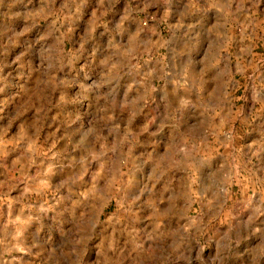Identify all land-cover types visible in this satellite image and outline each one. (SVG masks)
<instances>
[{
	"label": "rangeland",
	"instance_id": "1",
	"mask_svg": "<svg viewBox=\"0 0 264 264\" xmlns=\"http://www.w3.org/2000/svg\"><path fill=\"white\" fill-rule=\"evenodd\" d=\"M0 264H264V0H0Z\"/></svg>",
	"mask_w": 264,
	"mask_h": 264
}]
</instances>
